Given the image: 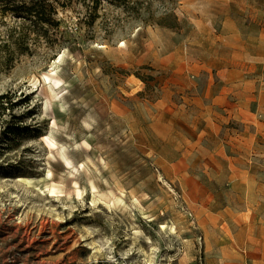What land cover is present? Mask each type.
Returning a JSON list of instances; mask_svg holds the SVG:
<instances>
[{
    "label": "rangeland",
    "instance_id": "374dc122",
    "mask_svg": "<svg viewBox=\"0 0 264 264\" xmlns=\"http://www.w3.org/2000/svg\"><path fill=\"white\" fill-rule=\"evenodd\" d=\"M152 1L178 24L75 2L29 52L0 4V264H264V136L214 157L185 100L197 1Z\"/></svg>",
    "mask_w": 264,
    "mask_h": 264
},
{
    "label": "crops",
    "instance_id": "0c3cea01",
    "mask_svg": "<svg viewBox=\"0 0 264 264\" xmlns=\"http://www.w3.org/2000/svg\"><path fill=\"white\" fill-rule=\"evenodd\" d=\"M196 1L189 9L191 23L206 55L193 63L209 74L189 83L185 100L203 117L204 133H211L219 149L214 157L243 163L264 136V0ZM233 172L236 185L242 169Z\"/></svg>",
    "mask_w": 264,
    "mask_h": 264
},
{
    "label": "trees",
    "instance_id": "16d2710c",
    "mask_svg": "<svg viewBox=\"0 0 264 264\" xmlns=\"http://www.w3.org/2000/svg\"><path fill=\"white\" fill-rule=\"evenodd\" d=\"M103 1L105 0H0V4H3L4 11L10 10L13 15L23 20L24 23L19 39L27 44V47L22 52H29L28 46L33 33H37V30L44 25H56L57 21L55 16L60 7L66 8L72 6L75 2H83L91 13H96ZM108 1H118L117 4L122 6L127 15L133 16L134 18H141L143 22H156L165 27H174L179 22L178 17L173 12H165L156 19L152 9V0ZM142 14L147 17H141Z\"/></svg>",
    "mask_w": 264,
    "mask_h": 264
},
{
    "label": "built area",
    "instance_id": "2783aa9c",
    "mask_svg": "<svg viewBox=\"0 0 264 264\" xmlns=\"http://www.w3.org/2000/svg\"><path fill=\"white\" fill-rule=\"evenodd\" d=\"M262 79L264 80V75L262 76Z\"/></svg>",
    "mask_w": 264,
    "mask_h": 264
}]
</instances>
